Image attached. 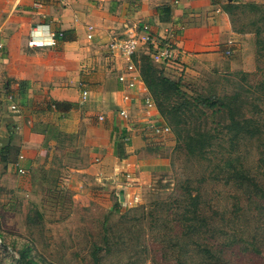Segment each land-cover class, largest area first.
Returning a JSON list of instances; mask_svg holds the SVG:
<instances>
[{"label": "rangeland", "instance_id": "1", "mask_svg": "<svg viewBox=\"0 0 264 264\" xmlns=\"http://www.w3.org/2000/svg\"><path fill=\"white\" fill-rule=\"evenodd\" d=\"M224 2L240 42L235 56H214L207 64L176 52L169 64L152 60L189 102L211 98L214 107L199 110L200 130L212 139L188 155L161 116L169 138L143 131L141 141L149 156L167 158L168 167L133 181L125 205L115 190L107 203L65 185L62 153L25 175L0 153V264H21L23 249L38 264H96L95 258L99 264H264V0ZM233 59H239L237 71L230 70ZM183 64L193 69L181 72ZM6 138L0 134V148ZM73 146L79 147L76 139ZM17 155L11 151L8 158ZM90 176L83 171L79 180ZM187 189L199 204L183 214ZM95 248L101 251L94 256Z\"/></svg>", "mask_w": 264, "mask_h": 264}, {"label": "crops", "instance_id": "2", "mask_svg": "<svg viewBox=\"0 0 264 264\" xmlns=\"http://www.w3.org/2000/svg\"><path fill=\"white\" fill-rule=\"evenodd\" d=\"M223 5L224 0H0V134L7 137L2 144L17 145L23 156L17 163L25 174L39 163L47 166L43 158L62 153L65 185L92 201L103 196L107 203L115 190L125 205L133 181L167 169L168 161L142 147V95L131 103L129 119L119 117L128 90L117 78L127 60L115 57L107 45L140 34L145 25L152 36L168 39L175 52L188 56L184 61L208 64L214 56H235L238 33ZM47 30L55 35V46H27L30 36L47 41ZM147 48L139 45L135 57ZM229 67L239 70V59ZM184 69L193 67L183 64ZM83 91L88 97L81 104ZM153 113L166 124L158 110ZM83 171L93 177L80 181ZM85 186L96 187L95 194Z\"/></svg>", "mask_w": 264, "mask_h": 264}, {"label": "trees", "instance_id": "3", "mask_svg": "<svg viewBox=\"0 0 264 264\" xmlns=\"http://www.w3.org/2000/svg\"><path fill=\"white\" fill-rule=\"evenodd\" d=\"M230 4L226 5V9H228ZM224 9L227 13L228 10ZM63 36V33H59L56 35V38L60 40ZM153 50L151 47H148L145 53L140 54L137 58H135V63L139 72L141 74V78L149 91L159 114L162 117H166L170 124L172 125L174 132L176 134L177 142L180 143L178 146L179 150L185 149L188 155H193L195 157L196 153H200L203 144L207 141H210L212 137L207 133H202L200 129L202 123L200 121L203 120V112L199 110L200 106L213 108L214 105L210 104L211 98H195L193 102H189V96L180 90V85L173 80L166 78L163 74L155 69L152 64L151 55ZM60 104L54 103L53 106L57 108ZM240 126V123L237 124ZM238 133H241L240 131ZM11 151L18 152L17 157L14 160H10L8 156H10ZM1 159L3 162L7 161V163L15 164L18 162L19 156V148L10 145L9 142L2 144V148H0ZM17 161V162H16ZM184 200L187 202L188 207H184L183 214L188 212L186 209L190 211V207L194 209L193 213H195L196 208L199 204V196L191 195V191L187 189ZM104 250H108V242L106 236L104 238ZM101 251L99 248H95L93 254ZM29 249H23L19 252L18 261L21 264H38L32 259H28ZM95 263H98V260L95 258Z\"/></svg>", "mask_w": 264, "mask_h": 264}, {"label": "built area", "instance_id": "4", "mask_svg": "<svg viewBox=\"0 0 264 264\" xmlns=\"http://www.w3.org/2000/svg\"><path fill=\"white\" fill-rule=\"evenodd\" d=\"M142 32L140 34L131 33L128 38L125 39H113L108 43V49L114 54L117 58H123L127 60L123 70L118 76V82L123 85L128 93L122 95V102L125 107L118 111V115L122 119H129L131 103L135 102L137 98L140 97L143 106V114L145 119L144 128L146 131L155 137V138H164L167 134L171 132L170 127L167 124L159 123L156 119L153 111L157 110L155 102L152 97L149 95L145 84L141 80L139 69L135 63V55L139 45L144 44L147 47H151L153 53L151 58L155 63H166L169 64L171 61L176 59V52L172 47L168 39L152 36L150 30L147 26H142ZM47 41L39 40L37 36H30V39L27 42L28 47H53L56 44L55 35L47 30L46 34ZM90 39V34L88 35ZM230 44V42H229ZM226 56L230 55L229 51L225 52ZM129 91H132L130 93ZM88 97L87 91L81 93V104L85 103ZM136 97V98H135ZM8 101L10 102V109L15 111L17 109L16 105L12 102V96H8ZM102 117H99V120H102ZM29 123V122H27ZM23 156L20 155L18 160H22ZM17 172L19 175H24L25 170L19 167V164H15Z\"/></svg>", "mask_w": 264, "mask_h": 264}, {"label": "water", "instance_id": "5", "mask_svg": "<svg viewBox=\"0 0 264 264\" xmlns=\"http://www.w3.org/2000/svg\"><path fill=\"white\" fill-rule=\"evenodd\" d=\"M228 3H231L233 0H226ZM121 195V194H120ZM120 200L123 201L122 196H120Z\"/></svg>", "mask_w": 264, "mask_h": 264}]
</instances>
